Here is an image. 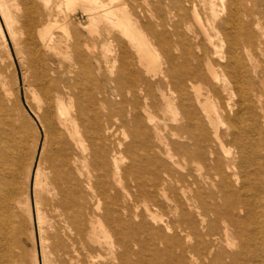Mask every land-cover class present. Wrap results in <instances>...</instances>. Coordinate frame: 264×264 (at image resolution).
<instances>
[{"label": "bare ground", "instance_id": "1", "mask_svg": "<svg viewBox=\"0 0 264 264\" xmlns=\"http://www.w3.org/2000/svg\"><path fill=\"white\" fill-rule=\"evenodd\" d=\"M141 3L0 0V264H38L2 197L28 136L12 48L53 145L35 176L49 262L264 264V0Z\"/></svg>", "mask_w": 264, "mask_h": 264}, {"label": "rangeland", "instance_id": "2", "mask_svg": "<svg viewBox=\"0 0 264 264\" xmlns=\"http://www.w3.org/2000/svg\"><path fill=\"white\" fill-rule=\"evenodd\" d=\"M146 1L147 0H139V2H142L141 4L145 6ZM83 20H86V16L81 11L73 15V23L75 26L77 25L79 30L81 31L83 30L80 27V22H84ZM56 30L59 37H62V29L58 28ZM9 43L11 45L10 39ZM10 55L11 57H7L5 59L11 64L10 79L12 85L15 82L14 85L16 88V94L13 96L11 101H9V105L12 107V117L16 119L21 126H23L25 134L26 136H28L26 141V152L24 155L25 158L23 161L22 176L20 180L21 187L19 190H14L13 188L8 186L5 187L2 190V197L7 198L9 204L13 206H17L18 201H21L24 203L22 204V206L24 205L26 207V209L23 210V217L26 222L25 237L27 242L25 245V249L29 254V260L32 261L34 259V255H36L38 264H53L52 262H49L51 258L50 248L47 247L46 242L44 244L41 243V237L44 235L42 234L43 232L40 231L38 225V214L36 205V197L38 194V190L35 189V176L38 163L41 160L43 165L46 163L48 164V154L49 151L52 150L53 145L50 141L44 142V135L42 132H40V123L37 121L33 113L34 108L33 105H31L32 103L30 102V92L25 88L24 83L22 81V74L18 67L13 48L10 50ZM63 59L66 61H64ZM59 61H64L63 64H69V58L67 59L65 57H62L59 58ZM41 149H43L42 154H40ZM27 195H29V208L28 204L26 203ZM28 209H30V212L27 211ZM32 232L34 235V242L29 241V237H32Z\"/></svg>", "mask_w": 264, "mask_h": 264}]
</instances>
